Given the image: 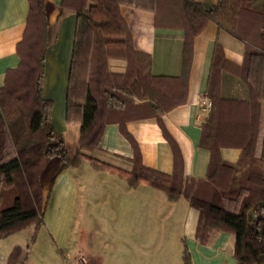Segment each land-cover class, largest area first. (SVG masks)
I'll return each mask as SVG.
<instances>
[{"label": "trees", "instance_id": "obj_1", "mask_svg": "<svg viewBox=\"0 0 264 264\" xmlns=\"http://www.w3.org/2000/svg\"><path fill=\"white\" fill-rule=\"evenodd\" d=\"M27 2L26 28L17 45L19 64L5 72L0 87V240L33 226L34 242L47 205L40 173L58 157L60 170L86 160L93 169L116 173L131 187L143 183L170 200L186 199L198 211L195 237L200 243L213 231H229L235 238L237 264H264V0H217L209 10L193 0H62L60 8L76 15L65 119L83 127L73 154L53 126V103L42 91L47 48L44 2ZM121 6L150 11L155 27L184 32L177 79L151 73V56L134 48ZM208 21L241 40L245 52L239 67L225 58L219 44L213 50L203 95L211 104L201 122L199 142L210 151L206 177L183 174L178 148L173 150L171 174L144 166L137 151L131 170L87 154L99 147L107 123L126 119L131 112L139 115L143 105L159 119L161 112L185 99L193 39ZM112 59L125 61V70L113 71ZM239 68L253 96L220 94L223 74L234 75ZM223 147L241 150L236 163L221 159ZM182 260L191 264L186 250Z\"/></svg>", "mask_w": 264, "mask_h": 264}, {"label": "crops", "instance_id": "obj_2", "mask_svg": "<svg viewBox=\"0 0 264 264\" xmlns=\"http://www.w3.org/2000/svg\"><path fill=\"white\" fill-rule=\"evenodd\" d=\"M61 1L43 0L47 18V48L42 91L43 96L53 103V126L62 133L67 152L73 154L83 127L82 123H67L65 119L76 15L72 11L62 10ZM193 1L206 10L217 3V0ZM120 12L131 33L134 48L151 56V73L177 79L182 70L184 32L179 28L155 27L150 11L121 6ZM27 16V0H0V87L5 72L19 64L17 45L23 38ZM215 44H219L229 62L243 66L244 43L219 29L213 21H208L193 39L185 99L161 112L159 119L153 109L143 105L144 112L141 114L133 116L131 112L126 119L107 123L99 147L87 151V154L124 170H131L132 158L137 151L144 166L171 174L175 165L173 150L178 148L183 174L205 178L210 151L201 147L199 142L201 122L209 110L202 112L200 106L207 88ZM113 61L124 62L112 59L110 65L113 70ZM232 74H223L220 94L239 98L253 96L243 80V68ZM86 118L88 120V113ZM219 152L223 161L234 164L241 150L223 147ZM80 166L85 168L79 170ZM60 167V158L54 157L41 170L40 182L47 197L46 207L52 204L59 211L68 203L66 200L74 202L79 189L77 185H80L87 205L106 208L105 218L110 216L112 219L105 220L118 224L122 235L127 239L132 238L138 250L146 252L148 248L153 252H179L181 260L186 250L191 264H237L233 233L213 231L205 243L196 239L198 211L186 199L170 200L163 191L143 183L131 187L116 173L93 169L86 160H82L77 167L63 170ZM89 216L92 218V215ZM44 218L45 212L43 226L47 225ZM35 242L36 239L30 244ZM31 245L26 247L27 252ZM10 264L16 263L12 261Z\"/></svg>", "mask_w": 264, "mask_h": 264}, {"label": "rangeland", "instance_id": "obj_3", "mask_svg": "<svg viewBox=\"0 0 264 264\" xmlns=\"http://www.w3.org/2000/svg\"><path fill=\"white\" fill-rule=\"evenodd\" d=\"M124 62L113 61L112 70L123 72ZM79 189L74 202L66 200L59 211L52 204L46 207L47 225L40 228L34 244H30L33 226L0 240V264H182L179 252L138 250L132 238L122 235L118 224L106 221L112 219L105 218L107 209L89 207Z\"/></svg>", "mask_w": 264, "mask_h": 264}, {"label": "built area", "instance_id": "obj_4", "mask_svg": "<svg viewBox=\"0 0 264 264\" xmlns=\"http://www.w3.org/2000/svg\"><path fill=\"white\" fill-rule=\"evenodd\" d=\"M210 100L207 99V98H204L202 101H201V106H200V109L202 112H207L210 108Z\"/></svg>", "mask_w": 264, "mask_h": 264}]
</instances>
